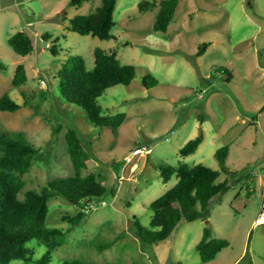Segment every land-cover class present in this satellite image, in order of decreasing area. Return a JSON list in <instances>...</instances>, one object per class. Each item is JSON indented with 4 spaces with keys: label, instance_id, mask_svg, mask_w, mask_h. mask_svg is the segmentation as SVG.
<instances>
[{
    "label": "rangeland",
    "instance_id": "obj_1",
    "mask_svg": "<svg viewBox=\"0 0 264 264\" xmlns=\"http://www.w3.org/2000/svg\"><path fill=\"white\" fill-rule=\"evenodd\" d=\"M142 1L118 0L114 37L103 40L71 29V20L94 11L100 0L81 7L71 6L70 0H0V62L5 66L0 97L9 93L22 105L0 111V129L23 132L46 158L35 161L25 175V190H40L74 173L65 139L69 127L79 132L91 154L84 173L95 172L108 188L116 187L114 194L81 206L61 196L49 200L48 225L67 232L49 264L72 258L100 264H264V0H180L166 32L153 29L159 3L141 12ZM20 30L33 38L34 50L27 56L8 43ZM45 34L52 37L45 39ZM204 42L210 44L198 56ZM96 48L117 51L122 63L136 69L129 85L109 88L99 98L105 114H127L118 129L95 126L81 107L63 98L55 78L71 55L82 56L92 69ZM20 63L28 79L16 87L12 81ZM149 74L157 85L143 83ZM56 127L61 130L54 144ZM201 135L198 149L183 156L180 149ZM225 145H230L228 170L221 171L218 182L227 179L230 187L210 200L208 215L182 219L168 239L141 245L130 227L136 220L149 227L150 203L178 181L174 175L164 182L158 167L186 163L220 170L216 151ZM144 147L151 148L150 155L126 162L127 155ZM79 211L84 216L78 225L64 219ZM206 226L214 237L229 241L210 262H203L196 250ZM108 242L113 244L99 247ZM28 245L34 259L47 249L37 240Z\"/></svg>",
    "mask_w": 264,
    "mask_h": 264
},
{
    "label": "trees",
    "instance_id": "obj_2",
    "mask_svg": "<svg viewBox=\"0 0 264 264\" xmlns=\"http://www.w3.org/2000/svg\"><path fill=\"white\" fill-rule=\"evenodd\" d=\"M91 0H70L69 4L81 7ZM118 0H100V5L92 12L78 15L71 20V29L81 35H92L103 40L114 37L112 29L115 25L114 12ZM159 3L160 11L153 25L154 31L166 32L174 19L180 0H144L139 4V10L145 12ZM252 8L251 2H249ZM50 39V34L43 36ZM10 47L19 55L27 56L34 50L31 35L20 30L8 39ZM210 43L204 42L198 50V56L205 53ZM54 55L58 47H51ZM95 65L89 69L84 58L71 55L63 62L55 78L59 80L61 95L68 102L81 107L90 121L97 127L118 129L126 120V113L114 115L105 114L99 103L104 91L117 85H129L136 76L133 65L124 64L117 56V51L96 48L94 51ZM5 66L0 62V70ZM223 69L222 73H227ZM231 77V76H230ZM230 77L227 79L229 80ZM28 75L24 63L18 64L13 77V85L21 87L27 82ZM143 83L157 85L158 79L152 74L147 75ZM22 107L9 93L0 97V111H16ZM61 127H56L52 133L53 143H57V135ZM67 151L69 153L74 173L70 176H59L49 181L40 190H25L27 182L25 175L30 172L35 161H45L41 148H36L28 142L21 131H3L0 129V264H9L14 260H22L25 264H49L53 251L61 246L67 232L58 227L48 225L50 213L49 200L61 196L76 206L87 204L94 198L107 193L114 194L116 187L108 188L95 172L84 173L91 162V154L83 143L79 132L69 127L65 133ZM203 141V136L190 139L181 149L183 156L194 153ZM230 153V145H225L216 151L220 170L203 164L189 166L180 163L178 166L160 165L158 168L164 182L176 175V185L153 200L149 207L153 210L150 226H143L140 221H134L130 229L135 233L141 245L159 243L169 238L182 219L196 220L208 215L210 200L226 192L230 185L225 179L218 182L221 171H227L226 161ZM25 190V191H24ZM24 191V197H19ZM84 216L79 211L77 215H65L64 219L78 225ZM37 240L46 246V252L39 259H34V248L28 243ZM113 242L99 245L110 247ZM229 245L225 238L214 237L211 228L206 226L201 240L196 245L203 262H210L218 253ZM61 264H100L82 258L66 259ZM105 264H116L107 262Z\"/></svg>",
    "mask_w": 264,
    "mask_h": 264
},
{
    "label": "built area",
    "instance_id": "obj_3",
    "mask_svg": "<svg viewBox=\"0 0 264 264\" xmlns=\"http://www.w3.org/2000/svg\"><path fill=\"white\" fill-rule=\"evenodd\" d=\"M151 153V148H136L135 150H133L129 155H127L125 157V160L127 163H133L134 162V158L140 155H150ZM133 169L136 170L138 168V164L134 163L133 164Z\"/></svg>",
    "mask_w": 264,
    "mask_h": 264
},
{
    "label": "water",
    "instance_id": "obj_4",
    "mask_svg": "<svg viewBox=\"0 0 264 264\" xmlns=\"http://www.w3.org/2000/svg\"><path fill=\"white\" fill-rule=\"evenodd\" d=\"M228 77H229V75L224 73V78H228Z\"/></svg>",
    "mask_w": 264,
    "mask_h": 264
},
{
    "label": "bare ground",
    "instance_id": "obj_5",
    "mask_svg": "<svg viewBox=\"0 0 264 264\" xmlns=\"http://www.w3.org/2000/svg\"><path fill=\"white\" fill-rule=\"evenodd\" d=\"M260 220L263 221L264 220V216H261Z\"/></svg>",
    "mask_w": 264,
    "mask_h": 264
},
{
    "label": "crops",
    "instance_id": "obj_6",
    "mask_svg": "<svg viewBox=\"0 0 264 264\" xmlns=\"http://www.w3.org/2000/svg\"><path fill=\"white\" fill-rule=\"evenodd\" d=\"M257 222H261V221L259 220V221H257Z\"/></svg>",
    "mask_w": 264,
    "mask_h": 264
}]
</instances>
